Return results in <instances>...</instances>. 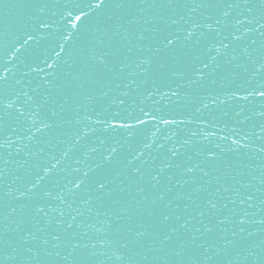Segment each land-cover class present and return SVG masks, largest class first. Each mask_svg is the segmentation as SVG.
Segmentation results:
<instances>
[{
  "label": "water",
  "instance_id": "water-1",
  "mask_svg": "<svg viewBox=\"0 0 264 264\" xmlns=\"http://www.w3.org/2000/svg\"><path fill=\"white\" fill-rule=\"evenodd\" d=\"M63 2L66 6L60 9L29 12L32 0H0L7 29L0 37V76H7V102L14 101L4 130L8 144L0 149L8 161L3 190L9 194V258L4 264H264V223H258L264 221V97L249 95L239 86L264 62V53H255L257 46L251 45L258 34L245 33L254 25L236 23L248 12L234 10L225 18L223 10H118L113 0ZM206 16L211 18L205 20ZM217 19L224 20L219 39H231L233 32L241 36L234 45L236 59L206 50L208 44L219 42L209 38L215 37L213 32L200 45H190L188 57L175 65L161 61L169 64L164 70L156 63H141L154 56L153 29H167L183 39L186 33L177 29L192 23L215 26ZM40 21L49 24L40 27ZM141 35L143 40L138 39ZM245 46L254 59L259 57L256 64L243 53ZM101 56L110 72L98 65ZM193 56L200 58L196 63L201 67L209 65L202 80L187 67ZM172 91L178 95L172 96ZM102 93L107 95L101 98ZM121 99L129 110L136 108V114L137 106L156 110L157 118L141 117L145 124L129 121L136 124L131 133H110L121 141L118 146L85 117L95 118L108 102ZM32 113L36 116L29 119ZM161 116L176 123L165 125ZM41 121L59 127L36 132ZM111 147L118 148L114 160L123 161L122 174H111L112 199L119 203L108 199L100 205L89 181L105 172L96 166ZM169 163L171 168L153 187L151 176ZM195 165L199 168L194 172L186 171ZM137 167L144 179L129 180L128 172ZM46 168H52L51 173L46 174ZM85 171L91 190L82 185L70 195L65 185L71 188ZM32 185L36 187L29 191ZM209 200L218 211L211 209ZM37 206L44 211L36 212ZM124 207L127 212L121 211ZM163 215L171 220L161 228ZM241 218L246 223L241 224ZM184 222L188 231L181 229V240L186 244L164 241L170 228ZM140 231L153 235L137 237ZM76 243L80 248L73 251Z\"/></svg>",
  "mask_w": 264,
  "mask_h": 264
},
{
  "label": "snow or ice",
  "instance_id": "snow-or-ice-1",
  "mask_svg": "<svg viewBox=\"0 0 264 264\" xmlns=\"http://www.w3.org/2000/svg\"><path fill=\"white\" fill-rule=\"evenodd\" d=\"M103 2V0H101ZM63 0H32V3L30 5V10H39L40 12H44L46 9H60L65 7ZM112 7L114 9H129V8H141V9H155V10H163V9H190L191 12H196L198 9L203 10H223V17H228L230 13L234 10H245L248 12V16H246L243 20H237V24H243L248 23L254 25L253 28H248L245 30V33H251L255 32L258 34V39H253L251 41V45H256L257 47L254 49V52L257 54L264 53V0H113ZM81 12H83V9H80ZM55 14V13H54ZM210 16H206L205 20L210 19ZM77 19H80L78 16ZM176 23V22H174ZM224 23L223 19H217L215 26L212 23H203L202 25L199 23H192L188 28L184 29H177V32H183L186 33L183 36V39L181 37L171 31H167V29H153V39L155 41V48H154V56L152 58L142 59L141 63L145 65H152L153 63H156L159 65V68L161 70H164L169 67V64L162 63L163 60H170L173 65L178 63L179 61L185 59L188 57V49L190 45H200L202 41H204L205 37L210 33H215V37H209L213 41L219 39L223 34L220 30V25ZM6 21L0 17V37L5 35L6 28H5ZM49 23L45 21H40L39 26L43 27L45 25H48ZM203 28L204 31L197 32V29ZM24 35L28 39H32V35L25 31ZM195 38V39H193ZM138 39L143 40V35L139 36ZM241 40V36L236 34L235 32L231 33V39H229L227 36H224L223 39H219L218 43H211L207 45L206 50L209 52L214 51L217 55H231V59H236L235 56V48L234 45L236 42H239ZM24 43H27V39L24 40ZM229 49L232 50L231 53H229ZM243 53L247 54V59L251 61L253 64H256L257 59H254L253 55L249 53V46H245L243 48ZM3 52V44L2 40H0V53ZM183 53V55H181ZM200 59L198 56H193L190 59L186 61L187 67L191 69V71L194 73V75L197 77V80H202L204 78V72L203 69H206L209 67L208 64H203L202 67L196 63V61ZM216 59V56L212 57V60L214 61ZM98 65H103L105 70L111 71L110 68L107 67V62L105 61L104 57H98ZM45 64H47V61H45ZM49 67H51L49 65ZM97 68V65L92 66V70L95 71ZM145 72L147 69L144 70ZM264 71V62L259 63V66L257 67L256 73H254L248 81L245 83L239 85L241 88H245L246 92L249 95L258 94L261 97H264V76H261V72ZM27 74V73H26ZM91 74V73H90ZM164 73L162 72V75ZM6 79L7 76H0V149H4L5 145L8 144V140L4 135V130L7 126V120L10 118L11 113L8 111L10 108H12L14 101H9L7 99V90H6ZM134 83V82H133ZM127 87V86H126ZM172 96H177L178 93L176 91H172ZM26 95V94H25ZM106 93H102L101 98L106 96ZM123 95L127 96L128 93L125 92ZM165 96L168 95V92L164 94ZM149 96H151V93H149ZM29 100L32 98L29 97ZM91 99V97H89ZM244 99H247V97H244ZM142 103V102H141ZM115 105V107H113ZM125 101L123 99L119 100L117 103L115 100H112L108 102L106 106H104L100 111L96 113V117H85V119H89L91 121H94V124L101 126V131L104 133H108L110 138L113 140L114 144L118 146L121 145V141L115 139L114 136H111L110 133H117V130H121L120 132H128L131 133L134 128L136 127V124L130 123L129 121H135L137 124H145L146 120L142 119L141 117L156 119V110H152L150 108L144 107V106H137L139 108V114H136V108H132L129 110V108L124 107ZM40 111V106L38 105L36 108V112ZM17 112L20 113L21 116L24 115L23 111L21 109H17ZM55 115V113L53 114ZM33 116H36L35 113H32L29 115V119ZM159 119L165 124H174L176 121L165 119L163 116L159 117ZM37 120L33 119L32 123L35 124ZM120 121L119 125H117L115 122ZM54 127H59V125H54L51 121L45 122L41 121L40 127L36 128V132H42L49 129H52ZM96 129H92V131H95ZM88 133L87 131L84 132V135L86 136ZM29 139H32V137H29ZM103 143V141H102ZM188 141H185V144H187ZM146 147H150V145H146ZM118 148L117 147H111L110 152L108 155L104 156L103 163L98 164L97 168H104L105 172L95 179L89 181V184H94L95 191L97 193L96 196V202L100 205H103V203L108 200L112 199L113 197V190L111 185L113 184V177L112 173H116V175L122 174L119 169L121 168V165L123 164V161H121L118 157L114 160V156L117 153ZM176 153L173 152V156H175ZM139 158V155L133 156L131 159L127 161V164H132L136 159ZM8 161L4 159L3 154L0 153V264H4V261L8 259L7 255V248L9 246L8 241V230H7V216L5 214L6 209V198L9 195L7 192L3 190V180L5 173L7 171L6 165ZM56 165L53 164L52 168H55ZM126 167V166H125ZM52 168H46L44 171L46 174L51 173ZM171 168V164H165L163 167L159 168L158 172L153 174L151 176V182H155L152 186L155 187L157 184L161 182V174L165 172V169ZM196 168H199V165H195L194 167H187L186 171L188 173H192L196 170ZM79 169H74V171H78ZM141 169L140 168H133L130 172H128V179L132 180L133 177H137L139 180H143L144 177L140 175ZM207 173H205L206 175ZM89 176V172L85 171L83 173L82 179L77 180L71 188H68L67 185H65V189L70 195H74V189H81V186L84 185L87 190H91L88 188V184H86V179ZM40 179H43L41 177ZM71 183V182H69ZM184 183H187L185 181ZM36 185H32L29 188V191L32 190V188H35ZM140 192L144 191V188H139ZM120 192H124V189L121 188ZM22 196L26 195V193H21ZM46 196L51 195L50 192L45 193ZM161 199L163 198V194H161ZM61 202H63V197H60ZM249 200L252 199L251 196L248 197ZM90 201H85V203H89ZM119 203L118 200L112 199V204L117 205ZM209 205L211 206L212 210L217 209V205L213 203L211 200L208 201ZM26 207V206H22ZM15 211V209H13ZM36 212H43V207H35ZM89 211H92V209H89ZM122 212H127L128 209L126 207L121 209ZM144 211V210H141ZM203 215V213H202ZM179 219V217H177ZM171 220V216L169 215H163V219L159 222L161 228L167 226L168 221ZM223 221H221L222 223ZM241 224L246 223V220L244 218H241L239 221ZM258 223H264V221H258ZM68 228H72V224L68 225ZM181 229H183L185 232L188 231V224L187 222L181 223L179 228L172 227L170 228L171 235L165 236L164 241L170 242L172 244H175L177 241H180L182 244H186V241L181 240ZM210 231V229H209ZM243 231V229H241ZM137 237H143L146 235H153V233L148 231H140L136 233ZM172 236L176 237V240H172ZM54 240H59V236H54ZM24 243H27V240H24ZM44 243H47V241H44ZM121 247H127L126 244H122ZM199 247H203V245H199ZM80 248V245L78 243L73 245V251ZM207 251V249H205ZM226 251V249H225ZM179 255V253H178ZM118 259L120 257H117ZM67 259V257H65Z\"/></svg>",
  "mask_w": 264,
  "mask_h": 264
}]
</instances>
